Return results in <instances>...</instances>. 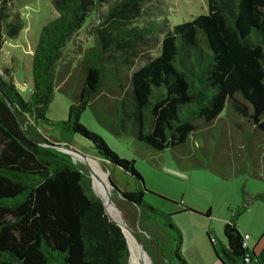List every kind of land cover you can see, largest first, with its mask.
<instances>
[{
    "label": "trees",
    "instance_id": "obj_1",
    "mask_svg": "<svg viewBox=\"0 0 264 264\" xmlns=\"http://www.w3.org/2000/svg\"><path fill=\"white\" fill-rule=\"evenodd\" d=\"M166 1L52 0L58 16L43 26L35 47L30 98H23L7 71L3 74L8 78L0 72V264H129V241L107 207L105 211L88 168L36 142H55L40 131L42 123L63 135H81L103 165L120 167L137 180L136 189L114 191L113 199L119 196L143 224H159L162 235L155 227L143 229L148 238L142 241L154 264H190L182 254L184 238L174 213L146 200L135 161L120 157L80 117L90 107L112 134L131 135L158 151L173 150L192 134H205L226 108L245 119L257 138L262 136L264 0H208L206 13L177 24L167 16ZM14 4L0 0V55L6 39L24 28ZM85 23L94 45L83 47L78 63L84 84L74 94L68 118L52 120L47 111L56 64ZM233 123L244 128L238 120ZM221 134L228 136L224 128ZM247 139L242 146L250 164L244 168L254 175L264 170V152L257 156L260 147ZM258 177L264 181V175ZM259 201L264 193L242 189L241 202L224 223L227 243L221 252L207 233L223 264H247V256L250 263L264 264L243 246L237 223ZM123 203H117L120 209ZM181 211L197 212L189 207Z\"/></svg>",
    "mask_w": 264,
    "mask_h": 264
},
{
    "label": "rangeland",
    "instance_id": "obj_2",
    "mask_svg": "<svg viewBox=\"0 0 264 264\" xmlns=\"http://www.w3.org/2000/svg\"><path fill=\"white\" fill-rule=\"evenodd\" d=\"M165 5L169 20L172 24H177L206 13L208 0H167ZM14 9L22 16L24 28L17 37L6 39L0 55V72H8L20 94L28 100L33 91L32 58L35 47L43 26L56 18L58 12L52 0H15ZM88 30L89 25L85 23L65 45L56 64L57 78L47 111V116L52 120L68 118L74 94L79 93L84 84V74L78 63L82 58L83 47L94 45ZM4 77L8 78L5 75ZM232 113L230 108H226L215 120V127L205 128V134H192L185 144L164 151L155 150L131 135L112 134L95 119L90 107L80 117L81 123L101 135L120 157L135 161V167L144 178L146 200L168 213H174L173 219L182 230L184 238L182 254L190 264H223L207 232L217 240L216 248L221 252L222 244L227 243L223 233L224 220L228 211L231 213L237 205L236 202H240L242 189L264 193V181L258 177L264 175V170L258 169L254 175H250V170H245L247 168L244 167L250 164L249 152L242 146L246 144L247 138H250L260 147L256 153L259 156L264 152V141L259 143L258 138L264 140V133L257 138L252 134V130L248 129V123L243 118L239 120L244 124V128L239 129L233 123V109ZM223 128L226 132L238 131L239 134L229 136L227 133V137L225 134L222 136ZM39 129L47 138L55 140L54 143L67 145L88 157L86 161L89 167L94 168L93 177L99 188L106 192L116 217L124 222V210L129 223L140 233L142 240L148 238L144 228L155 227L160 235L163 234L157 222L154 225H145L140 222L139 214L128 212L129 205L121 202L119 196L116 195L114 200L112 195V199H109L108 170L121 191L137 188L138 182L130 173L107 162L106 166L103 165L93 144L77 133L63 135L59 128L43 123ZM73 161L84 164L79 160ZM118 202L123 203V210L119 209ZM184 207L197 212H177L178 208ZM209 210L210 216L206 214ZM258 218L256 209L252 207L237 223L243 222L247 227H252L253 223L258 222ZM126 234L130 246L129 264H152V257L141 251L134 236L131 233ZM198 236L199 241L194 244V239H198ZM252 236L256 252L264 260V236L258 238L254 233ZM134 244V252L131 254ZM252 264L258 262L254 260Z\"/></svg>",
    "mask_w": 264,
    "mask_h": 264
},
{
    "label": "water",
    "instance_id": "obj_3",
    "mask_svg": "<svg viewBox=\"0 0 264 264\" xmlns=\"http://www.w3.org/2000/svg\"><path fill=\"white\" fill-rule=\"evenodd\" d=\"M36 142H38L40 145L48 146V147H51V148L57 149V150H59V151H61V152L67 153V154H69V155L72 157L73 160H79V161L83 162V163L86 165V167L88 168L89 173H90V176H91V178H92L93 189H94L95 193L101 198V200H102V202H103L104 209H105V211H106V202H105V199H104L101 195H99V194L97 193V191H96V189H95V187H94V180H93L92 169L89 167V164H88L87 161H86V159L88 158L86 155H84V154H82V153L76 151L75 149H73V148H71V147H67V146H64V145H61V144H57V143H54V142H53V143H47V142L38 141V140H36ZM107 173H108V184H109V187H110L109 199H112L113 192H114V191H117V193H118V192L121 191V190H120V189L116 186V184L113 182V180H112V178H111V176H110V173H109V172H107ZM119 209H120V208H119ZM106 213H107V212H106ZM107 214H108V213H107ZM108 216L111 218V220H112L113 222H115L118 226L121 227L123 233L125 234V237H126V239H127V242H128V237H127V234H126V232H125V229H126V228H127L128 230H130V232L132 233V235H133L134 238L136 239V241H137V243H138L139 248L141 249V251H142V252H146V253L148 254V256L151 257L150 254L148 253V251H147V249H146V246L144 245L142 239L139 237L138 233L128 225V223H127V221H126V218H125V215H124L123 212H122V217H123V219H124V223H122V222H120L119 220L113 218V217L110 216L109 214H108ZM128 245H129V242H128ZM129 250H130V246H129ZM151 260H152V259H151ZM152 264H154L153 260H152ZM250 264H251V263H250Z\"/></svg>",
    "mask_w": 264,
    "mask_h": 264
},
{
    "label": "crops",
    "instance_id": "obj_4",
    "mask_svg": "<svg viewBox=\"0 0 264 264\" xmlns=\"http://www.w3.org/2000/svg\"><path fill=\"white\" fill-rule=\"evenodd\" d=\"M235 119H234V121H236V120H238L240 123H241V121L239 120V119H237L236 117H234ZM244 125V124H243ZM248 129H250V128H248ZM226 133H229V131L228 132H226ZM228 135V134H227ZM233 135H237L236 134V132L235 131H231L230 133H229V136H233ZM244 146V145H243ZM252 193H254V192H252ZM257 193H261V192H257ZM240 202H241V200H240ZM240 202H236L237 203V205L240 203ZM256 204V205H255ZM255 204H253V208H255L256 209V216H258L259 218V220H258V222L256 223V224H252L253 226L252 227H247L245 224H243V222L241 223V222H239V226H238V229H239V231L244 235V234H249L250 235V238H249V248H250V250H254V252L257 254V252H256V249H255V240H254V238H253V233H254V235L256 234L257 236H258V238L259 237H261L262 235L264 236V201H259V202H256ZM258 204V205H257ZM236 205V206H237ZM235 206V207H236ZM255 206H257V207H255ZM251 207V208H252ZM234 208V207H233ZM231 209V208H230ZM250 209V208H249ZM248 209V210H249ZM180 210H182L181 208H178V211H180ZM182 212V211H181ZM244 215V214H243ZM242 215V216H243ZM231 218V213H229V211H228V216L226 217V219L224 220L225 222H227V221H229V219ZM240 219V218H239ZM208 233V232H207ZM201 236V235H200ZM200 236H198V239L196 238V240L194 239V244H196L198 241H199V237ZM257 246V245H256ZM257 256L258 257H260L258 254H257ZM261 259V258H260ZM262 260V259H261ZM256 261V260H255ZM263 261V263H264V260H262ZM252 264V263H251ZM259 264V263H258Z\"/></svg>",
    "mask_w": 264,
    "mask_h": 264
},
{
    "label": "bare ground",
    "instance_id": "obj_5",
    "mask_svg": "<svg viewBox=\"0 0 264 264\" xmlns=\"http://www.w3.org/2000/svg\"><path fill=\"white\" fill-rule=\"evenodd\" d=\"M93 171H94V168H92V172H93ZM93 180L95 181L94 177H93ZM94 183H95L96 186H97V191H98V193H100V194L102 195V197L105 199L106 207H107L109 213H110L115 219L119 220V219L116 217V215H115V213L113 212V210H112V207H111V205H110V203H109V201H108V197H107L106 192L99 188V186L97 185L96 181H95ZM119 221H120V220H119ZM120 222H122V221H120ZM122 223H124V222H122ZM125 232H126V233H131L130 230H128L127 228L125 229ZM131 234H132V233H131ZM133 241H134V240H133ZM134 243H135V242H134ZM134 246H135V244L131 247V254H133V252H134ZM134 258H135V257H134ZM132 264H133V263H132Z\"/></svg>",
    "mask_w": 264,
    "mask_h": 264
},
{
    "label": "built area",
    "instance_id": "obj_6",
    "mask_svg": "<svg viewBox=\"0 0 264 264\" xmlns=\"http://www.w3.org/2000/svg\"><path fill=\"white\" fill-rule=\"evenodd\" d=\"M249 238H250V235H249V234H244V235H243V246H244L245 248H247V249H249ZM245 262H246L247 264H250V262H251V258H250L249 256H247V257L245 258Z\"/></svg>",
    "mask_w": 264,
    "mask_h": 264
}]
</instances>
